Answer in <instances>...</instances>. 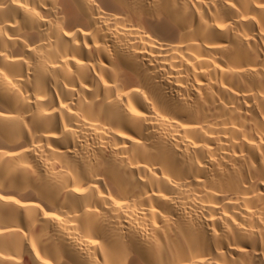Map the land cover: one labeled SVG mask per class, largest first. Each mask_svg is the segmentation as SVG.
Segmentation results:
<instances>
[{
	"label": "bare ground",
	"instance_id": "bare-ground-1",
	"mask_svg": "<svg viewBox=\"0 0 264 264\" xmlns=\"http://www.w3.org/2000/svg\"><path fill=\"white\" fill-rule=\"evenodd\" d=\"M0 264H264V0H0Z\"/></svg>",
	"mask_w": 264,
	"mask_h": 264
}]
</instances>
